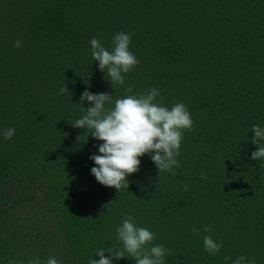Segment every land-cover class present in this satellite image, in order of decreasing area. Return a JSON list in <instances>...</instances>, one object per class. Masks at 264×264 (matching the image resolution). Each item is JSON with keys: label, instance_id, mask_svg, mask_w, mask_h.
<instances>
[{"label": "trees", "instance_id": "obj_1", "mask_svg": "<svg viewBox=\"0 0 264 264\" xmlns=\"http://www.w3.org/2000/svg\"><path fill=\"white\" fill-rule=\"evenodd\" d=\"M11 1L0 0V194L4 187L19 189L11 199L26 207L28 217L38 213L43 219L36 221L50 226L30 228L42 240L35 247L17 239L6 246L0 239V262L38 258L46 264L54 257L62 264H89L101 248L122 249L116 229L131 214L155 234L153 244L171 252L165 264H231L241 255L264 264V158H251L257 150L252 127H264V0L3 5ZM118 32L131 35L129 50L139 63L124 74L123 86L112 87L91 57L90 41L100 39L111 51ZM63 86L69 92L61 94ZM151 88L160 91L158 104L170 109L184 103L193 130L184 132L175 175L158 177L146 154L139 171L126 178L128 189L117 192L91 173L89 157L99 154L102 142L71 124L89 107L80 100L85 90L115 100ZM7 128L15 129L11 139L3 136ZM247 219H255V228L249 223L244 248ZM207 226L209 233L203 231ZM0 228L9 232L12 224ZM205 235L223 245L219 253L205 251ZM125 256L113 264H135Z\"/></svg>", "mask_w": 264, "mask_h": 264}, {"label": "clouds", "instance_id": "obj_2", "mask_svg": "<svg viewBox=\"0 0 264 264\" xmlns=\"http://www.w3.org/2000/svg\"><path fill=\"white\" fill-rule=\"evenodd\" d=\"M131 35L118 32L112 37V50L106 49L100 39L93 38L90 41L91 57L98 63L99 70L110 78L111 85L125 83V75L138 65L136 56L129 50ZM22 44L17 39L14 47ZM127 93H133V88L128 87ZM69 92L67 86L60 89L63 94ZM160 96L157 88H151L139 95H126L123 98L113 100L112 94H93L85 90L80 100L87 101L89 107L82 118L72 123L73 128L87 129L91 136L101 141L98 155H92L95 167L91 169L96 181L108 188H114L119 192L128 189V176L139 171L140 158L148 154L158 169V177L161 172L175 175L174 169L178 168L181 143L185 131L193 130V120L187 106L184 103H176L170 109L155 102ZM107 105H114L107 107ZM254 138L252 143L257 145V150L252 152L253 160L264 158V127L253 125ZM15 134L14 128L3 130L5 139H11ZM201 179L207 177L201 173ZM187 190V185H183ZM107 206V205H106ZM105 206V207H106ZM231 226V225H229ZM193 234L199 235L196 228ZM203 231H212L210 226ZM117 238L122 242V249L112 247L97 251L98 260L90 259L89 264H113V260L124 259L127 253L135 259V264H165V256L171 252L163 245L153 244L155 234L145 227L138 226L134 217L129 214L122 219L116 229ZM204 248L210 255L219 253L222 244H218L210 235L203 237ZM111 253L106 257L105 252ZM229 261V257H224ZM29 264H41L38 258H34ZM46 264H62L56 258L50 257ZM231 264H255L254 260L244 255L231 261Z\"/></svg>", "mask_w": 264, "mask_h": 264}, {"label": "rangeland", "instance_id": "obj_3", "mask_svg": "<svg viewBox=\"0 0 264 264\" xmlns=\"http://www.w3.org/2000/svg\"><path fill=\"white\" fill-rule=\"evenodd\" d=\"M8 4L10 5V7H14L18 5V3H16L13 0L9 3L6 2L3 5L7 7ZM26 21L29 23L28 19ZM1 190H2V193L0 194V224L1 223H5L6 225L12 224V229L9 232H5V230H2V228H0V239L2 240V242L6 246H11L12 243H9L7 245L6 242L12 239L19 240V242H21V244H23L26 247H30V246L35 247L38 243L42 244V240L37 242V237L34 235H31L30 232H32L31 231L32 228H40L42 226H45V229L49 228L50 226L49 222L39 224V221H36V219H43L42 215H39L38 213H35V214L31 213L34 219L28 217L26 207L24 206L22 207L19 204V202H17V200L15 202L11 199L13 194L17 195L18 193H20L19 189L16 192L14 190L11 191L10 187H4ZM23 191H25V188H23ZM9 194L11 195L9 196ZM227 220H228L227 222L230 223L232 227L235 226V223L233 222L232 219H227ZM254 220L255 219H247L248 222L246 226L250 229H248L247 232L243 231L241 233V240H242L241 245H243L244 248H248L249 237L251 234V226L254 225ZM143 221L144 223H149L150 219H143ZM249 223L251 224V226ZM254 228H255V225L252 227V229ZM51 240H53L54 241L53 243L56 244L55 235H51ZM261 240L264 241V239H261ZM58 241L59 240H57V242ZM8 258L10 260V257ZM20 261H21V264L27 263V262H24L23 260H20ZM3 262L4 261L0 262V264H9V263H6V262L3 263Z\"/></svg>", "mask_w": 264, "mask_h": 264}]
</instances>
